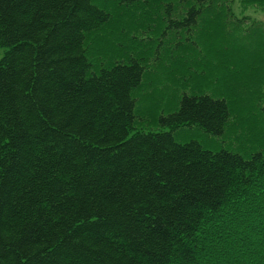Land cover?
<instances>
[{"label": "trees", "instance_id": "16d2710c", "mask_svg": "<svg viewBox=\"0 0 264 264\" xmlns=\"http://www.w3.org/2000/svg\"><path fill=\"white\" fill-rule=\"evenodd\" d=\"M232 3L0 0V264H264V22ZM162 19L166 60L130 35Z\"/></svg>", "mask_w": 264, "mask_h": 264}, {"label": "rangeland", "instance_id": "374dc122", "mask_svg": "<svg viewBox=\"0 0 264 264\" xmlns=\"http://www.w3.org/2000/svg\"><path fill=\"white\" fill-rule=\"evenodd\" d=\"M232 9L233 11L240 15L241 17L246 16L249 17L250 19H255L256 21L259 22H264V11L258 9V8H247L246 10L241 12L240 6H239V0H233L232 3ZM165 16V14H163ZM157 24V29L155 32H149L150 29H152L155 26V23H150V26H144L142 30H134V33H130L131 36H136L137 38L142 39L141 46H137L138 48L145 47H153V50L157 54H161L160 60H166L167 56L164 53H172L177 50H179L182 45L181 43H185V38L187 36V26H172L169 27V22L167 19H162L156 22ZM182 26V27H180ZM120 26L117 27L119 29ZM126 28V27H124ZM122 28V30H119L120 35L126 33L125 29ZM116 38H118V34L116 33ZM129 36V37H131ZM127 38H125L126 40ZM119 42H114V40L111 43H107L108 45H105L103 48H105L104 51H111L112 47L114 48L113 50L116 49H122L124 45H128V41L124 42V39L122 40V37L119 38ZM147 40H151L150 44H147ZM123 42L122 47L119 46L120 43ZM109 49V50H108ZM2 52V49L0 48V54ZM146 52V51H145ZM94 55V54H92ZM163 65L168 66V63L165 62ZM166 66H157L155 67L156 69V74H160L161 70L166 69ZM151 76V75H149ZM261 101L263 100L259 96L256 98V100ZM264 103V101H263ZM253 106H249V109H252ZM256 110V109H254ZM254 110H249V114L253 112ZM259 115V114H257ZM249 117H253L252 115ZM255 118V117H254ZM261 118V119H260ZM254 122L251 125V128H256L259 132L264 134V119L262 116H259V118H255L253 120ZM142 129L145 130H160L165 128H161V126L156 125L155 122L150 123L149 125H144ZM180 132H182L181 136V141H188V140H196L200 142L205 148L211 149V150H220V149H228L231 151L241 152L242 147L241 144H238L237 141L232 139L233 135H229V132L225 130V132L221 136H211L209 134L204 133L202 130L197 129L195 127H192L190 129L187 128H181ZM238 148L234 147L237 146ZM244 147H247V145H243ZM251 147V146H250ZM245 154V153H244ZM247 154V153H246ZM246 156V155H244ZM208 240V239H207ZM223 247V245L221 246Z\"/></svg>", "mask_w": 264, "mask_h": 264}]
</instances>
